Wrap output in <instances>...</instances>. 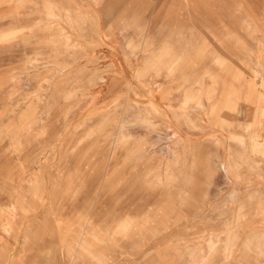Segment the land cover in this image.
<instances>
[{
    "label": "rangeland",
    "instance_id": "rangeland-1",
    "mask_svg": "<svg viewBox=\"0 0 264 264\" xmlns=\"http://www.w3.org/2000/svg\"><path fill=\"white\" fill-rule=\"evenodd\" d=\"M0 264H264V0H0Z\"/></svg>",
    "mask_w": 264,
    "mask_h": 264
},
{
    "label": "crops",
    "instance_id": "crops-1",
    "mask_svg": "<svg viewBox=\"0 0 264 264\" xmlns=\"http://www.w3.org/2000/svg\"><path fill=\"white\" fill-rule=\"evenodd\" d=\"M149 104L154 106V107L156 106V103L154 101H152V100L149 101Z\"/></svg>",
    "mask_w": 264,
    "mask_h": 264
}]
</instances>
